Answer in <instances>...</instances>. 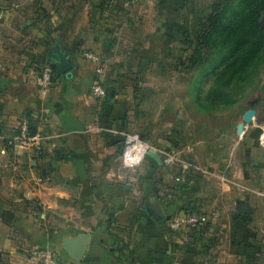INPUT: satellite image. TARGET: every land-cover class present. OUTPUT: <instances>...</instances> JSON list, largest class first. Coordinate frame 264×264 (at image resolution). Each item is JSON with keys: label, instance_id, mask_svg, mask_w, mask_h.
Instances as JSON below:
<instances>
[{"label": "crops", "instance_id": "0c3cea01", "mask_svg": "<svg viewBox=\"0 0 264 264\" xmlns=\"http://www.w3.org/2000/svg\"><path fill=\"white\" fill-rule=\"evenodd\" d=\"M153 2L77 0L64 27L74 29L72 49L67 40L57 48L75 65L46 93L35 74L57 49L19 42L20 21L9 19L15 8L0 9V264H34L29 251L40 248L76 262L66 240L80 233L89 234L87 260L77 264H264L263 229L243 217L230 222L226 246L205 245L213 228L176 243L168 220L192 204L190 192L161 198L160 181L148 179L153 156L135 170L121 165L128 88L112 80L110 61L153 59L171 41L177 22ZM82 49L106 61V97L92 96L97 75ZM24 116L41 135L38 147L9 142Z\"/></svg>", "mask_w": 264, "mask_h": 264}, {"label": "rangeland", "instance_id": "374dc122", "mask_svg": "<svg viewBox=\"0 0 264 264\" xmlns=\"http://www.w3.org/2000/svg\"><path fill=\"white\" fill-rule=\"evenodd\" d=\"M234 1L237 0H152L156 8H165L161 10L163 18L166 12L177 22L171 41L161 44V52L152 54L153 59L110 61L112 80L128 88H123L129 113L125 132L137 134L155 155L149 162L152 170L148 179L160 181L163 199L190 192L192 204L182 211L192 209L206 216L204 224L187 233L170 230L178 238V244L194 242L195 232L209 234L213 228L205 245L209 247L218 240L226 246L231 242L230 222L240 217L247 224L256 222L263 229L264 240V63L259 64L244 89L239 86L231 89L232 101L216 104L206 97L225 63L220 46L204 43L209 31L205 24L210 14L225 10L228 11L224 16L235 17ZM76 2L0 0V9L15 8L9 19L20 21L19 34L21 29L26 30L24 36L22 33L16 36L19 42L26 38L32 43L40 40L53 49L59 44L72 49L67 32L74 29L64 27L68 26V19H74ZM154 14L157 15V10ZM224 23L225 18L221 24ZM220 30L217 26L215 35L209 38L218 39ZM75 49L80 50L78 43ZM90 50L94 51L83 50L82 56ZM198 54L203 56L200 63L190 58ZM100 62L106 63L102 59ZM250 109L255 110V115L245 122L244 114ZM239 124H242L240 133ZM18 127L19 124L14 131ZM167 158L169 162H165ZM246 238L250 239L248 235Z\"/></svg>", "mask_w": 264, "mask_h": 264}, {"label": "trees", "instance_id": "16d2710c", "mask_svg": "<svg viewBox=\"0 0 264 264\" xmlns=\"http://www.w3.org/2000/svg\"><path fill=\"white\" fill-rule=\"evenodd\" d=\"M235 17L224 16L228 11L210 14L208 16V33L206 45L220 46L222 58L225 63L223 69L216 74L209 86L206 97L212 103L232 101L231 89L241 87L252 80L259 64L264 63V0H237L232 4ZM225 23L222 25V20ZM219 20V23L217 24ZM217 26L221 30L217 33L218 39H210L215 35ZM198 53L195 51V54ZM194 62H201L203 56L190 57ZM55 77V67L51 64ZM30 130H36L30 124ZM184 212H195L190 209Z\"/></svg>", "mask_w": 264, "mask_h": 264}, {"label": "built area", "instance_id": "2783aa9c", "mask_svg": "<svg viewBox=\"0 0 264 264\" xmlns=\"http://www.w3.org/2000/svg\"><path fill=\"white\" fill-rule=\"evenodd\" d=\"M83 57L95 65L97 73V78L90 87L92 96L96 98L104 97L106 91L100 80L103 73V64L100 62L99 55L95 51L90 50L84 52ZM53 80L54 72L51 64H46L37 69L35 83L41 91L45 93L49 92L53 86ZM18 124V130L12 134L9 142L25 147H38L41 135L36 131L34 133L31 132L28 117H22ZM150 148V145L142 141L137 134L126 133L125 147L120 158L121 165L126 169L135 170L139 167L147 152L150 151ZM165 162H169V159H165ZM205 222L206 216L201 213L180 211L169 217L168 226L175 233H187ZM175 233H173L174 237ZM29 257L33 260L34 264H77L62 257L59 252L47 248L31 250L29 251Z\"/></svg>", "mask_w": 264, "mask_h": 264}, {"label": "water", "instance_id": "95a60500", "mask_svg": "<svg viewBox=\"0 0 264 264\" xmlns=\"http://www.w3.org/2000/svg\"><path fill=\"white\" fill-rule=\"evenodd\" d=\"M48 62L55 67V74L56 76H60L63 74L68 73L69 71L72 70L74 67L75 63L71 58V54L67 53L63 49H57L54 50L52 55L48 58ZM111 94V93H110ZM255 115V110L250 109L244 114V121L249 122L253 116ZM242 129V124L238 125V132L240 133ZM150 156H155L153 152L148 151L147 153ZM151 215L154 217H157L158 219H161L162 216L158 215L157 212L154 210L149 211ZM88 239H89V234L87 233H80L77 235L75 239H67L66 243L67 246L66 248L70 251L73 259L76 262H81V261H86V250H87V245H88Z\"/></svg>", "mask_w": 264, "mask_h": 264}]
</instances>
